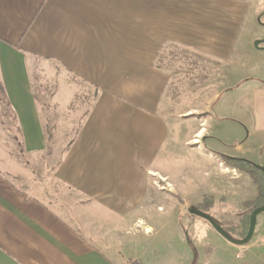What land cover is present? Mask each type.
<instances>
[{"label":"crops","instance_id":"crops-1","mask_svg":"<svg viewBox=\"0 0 264 264\" xmlns=\"http://www.w3.org/2000/svg\"><path fill=\"white\" fill-rule=\"evenodd\" d=\"M249 10L247 0H0V264H128L123 248L141 260L139 236H152L141 226L155 229L158 197L174 189L171 75L157 64L168 45L230 69L184 142L201 163L181 172L182 206L252 185L221 159L264 168V13L256 22ZM243 61L246 73L232 69ZM51 147L64 148L53 179L78 199L66 212L12 179L50 165ZM159 179L170 189L151 187ZM263 244L255 229L248 257Z\"/></svg>","mask_w":264,"mask_h":264},{"label":"rangeland","instance_id":"rangeland-1","mask_svg":"<svg viewBox=\"0 0 264 264\" xmlns=\"http://www.w3.org/2000/svg\"><path fill=\"white\" fill-rule=\"evenodd\" d=\"M247 1L250 5L249 16L255 17V21L258 22L264 13V0ZM260 24L264 25V17L261 18ZM245 32L251 34L254 29L252 31L251 27L247 26ZM157 64L171 75L169 98L172 106H169L167 114L172 118L174 161L167 169L174 189L171 193L168 192V196L158 197L159 208L164 207L166 213L158 209L155 211L157 217L154 221L155 229H145V223L141 226L144 232L152 235L147 239L139 236L138 244L141 245V250L138 255L141 260L135 261L134 253L128 252L126 248L121 252L122 259L127 261L130 258L128 264L134 261L135 264H264V255H259L255 259L248 257L246 248L252 240L246 245L233 244L217 233L207 220L190 214L182 206L185 191L182 185L186 183V179L181 178L183 174L181 172L185 167L192 169L195 163H201L198 160L201 156L196 148H187L184 142L192 137L196 129L193 121L197 122L206 116L215 99L227 90L226 77L230 69L227 70L224 63L174 45H168L161 51ZM246 68L243 61L238 68L232 69L244 73L247 71ZM3 118L6 121L5 117ZM234 125L240 127L238 124ZM221 134L224 135L223 132ZM63 151L64 148H49L48 154L52 159L50 165L40 166L39 171H34L31 167L30 172L25 173V177L22 178L20 175L12 179L30 194L47 201L51 207L66 212L65 209H71L78 199L53 179L50 170L54 163L53 157L56 159L58 153ZM16 152L19 154L18 148ZM188 162L190 164H187ZM199 167L201 171L208 170L206 164ZM150 183L151 187L159 190L170 189V186L161 179L151 180ZM257 195V189L253 184L241 181L238 191H223L222 200L218 195L207 196L201 205L194 208L210 215L223 229H232L231 238L241 242L244 240L241 239L242 228L252 214L247 204L255 201ZM214 196H218L219 199ZM171 202L173 204H170ZM163 215L168 218L166 222L160 218ZM137 230L135 228L134 232ZM257 233L264 234V212L257 216ZM123 239L133 240L126 236ZM262 246L260 250L264 252V244Z\"/></svg>","mask_w":264,"mask_h":264},{"label":"trees","instance_id":"trees-1","mask_svg":"<svg viewBox=\"0 0 264 264\" xmlns=\"http://www.w3.org/2000/svg\"><path fill=\"white\" fill-rule=\"evenodd\" d=\"M221 159L227 165V167L238 170L239 172L247 174L252 184L257 189V199L247 204L251 209V213L258 208H264V168L241 158L228 157L221 155ZM251 217V216H250ZM250 217L242 228V240L246 238L250 228ZM230 237H232V229H223Z\"/></svg>","mask_w":264,"mask_h":264},{"label":"water","instance_id":"water-1","mask_svg":"<svg viewBox=\"0 0 264 264\" xmlns=\"http://www.w3.org/2000/svg\"><path fill=\"white\" fill-rule=\"evenodd\" d=\"M263 43V41H258L255 43V47L256 48H259V46ZM264 212V208H258L256 210L253 211V213L251 214V218H250V228H249V232H248V235L246 236V238L241 241V242H236L234 241L224 230L223 228L218 225L216 223V221L210 216L208 215L207 213L205 212H201V211H198V210H191L190 211V214L192 215H196V216H199V217H202L203 219L207 220L211 226L217 231V233H219L222 237H224L225 239H227L228 241H230L231 243L233 244H239V245H246L248 244L253 236H254V233H255V229H256V220H257V216L261 213Z\"/></svg>","mask_w":264,"mask_h":264},{"label":"flooded vegetation","instance_id":"flooded-vegetation-1","mask_svg":"<svg viewBox=\"0 0 264 264\" xmlns=\"http://www.w3.org/2000/svg\"><path fill=\"white\" fill-rule=\"evenodd\" d=\"M251 218V217H250Z\"/></svg>","mask_w":264,"mask_h":264}]
</instances>
